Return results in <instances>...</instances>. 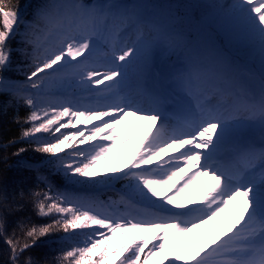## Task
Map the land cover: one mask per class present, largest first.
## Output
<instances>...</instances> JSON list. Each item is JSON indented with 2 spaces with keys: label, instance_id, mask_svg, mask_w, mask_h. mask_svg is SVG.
Returning <instances> with one entry per match:
<instances>
[{
  "label": "snow or ice",
  "instance_id": "1",
  "mask_svg": "<svg viewBox=\"0 0 264 264\" xmlns=\"http://www.w3.org/2000/svg\"><path fill=\"white\" fill-rule=\"evenodd\" d=\"M0 95L67 182L122 184L102 201L0 180V264H264V0H40L30 18L0 0ZM126 117L148 128L112 163ZM25 203L50 222H10Z\"/></svg>",
  "mask_w": 264,
  "mask_h": 264
},
{
  "label": "trees",
  "instance_id": "2",
  "mask_svg": "<svg viewBox=\"0 0 264 264\" xmlns=\"http://www.w3.org/2000/svg\"><path fill=\"white\" fill-rule=\"evenodd\" d=\"M40 2V0H19L21 11L23 15L30 18L31 12L34 7ZM15 47V44L13 45ZM19 57L14 56V61H18ZM11 79L23 82L24 76L22 73L15 71L6 73ZM9 99L6 95H0V106L3 105ZM23 117L28 109L23 105H20L17 109L15 106L8 107L7 112H0V180L6 183L9 189L23 187L25 190L28 188L37 186L39 184L37 180V171L48 178L51 184L61 191H68L75 195H80L81 188L93 189L87 186H75L70 185L65 178L54 171L51 165L47 164L48 157L33 151L34 145H31L25 141L19 140L21 133V125L14 122L13 116L17 112ZM27 127V125H24ZM45 135V134H43ZM17 139L16 144L8 145L10 140ZM3 145H8L6 148ZM24 147L27 149L20 156H13L12 153L17 148ZM7 156L5 161L3 157ZM24 164L32 165L33 167H25ZM121 186V184H119ZM43 187V185H39ZM75 187H78L76 189ZM75 189V190H74ZM103 195L101 193L97 196ZM92 195H89L91 197ZM17 218H25L35 224H45L50 222V218L38 216L31 203H25L24 209L16 216L10 217V222ZM63 233H53L46 237L41 238L37 246L32 250V253L37 258L52 259L63 246L62 241ZM6 251V245L0 240V258Z\"/></svg>",
  "mask_w": 264,
  "mask_h": 264
},
{
  "label": "rangeland",
  "instance_id": "3",
  "mask_svg": "<svg viewBox=\"0 0 264 264\" xmlns=\"http://www.w3.org/2000/svg\"><path fill=\"white\" fill-rule=\"evenodd\" d=\"M55 91V90H54ZM57 95L59 94L58 92L56 93ZM134 118V117H133ZM127 122H124V124ZM129 125H131L129 122L127 125H124L123 131L121 132V137L120 140L117 141V147L113 150V153L110 156V162L112 163H118L123 161L126 157L131 156L135 147L138 146L140 139L142 138L143 134L140 133L136 134L134 131L131 132H125L124 130L129 128ZM90 127V126H89ZM131 129H133V126H131ZM62 131H65L62 129ZM74 131V129H72ZM47 134H45L46 136ZM123 140H129L131 143L125 144L122 141ZM81 148L87 147V145H81ZM69 183V182H68ZM211 181H208L207 178H202V180L198 181L196 185L193 186L192 189H190V193L193 195L198 194L199 192H202L205 188L211 185ZM70 185H75V186H87L91 187L94 186L92 184H71ZM121 183H117L113 187H106V186H101V185H96L94 187H91L93 189H103V192H117L118 187H122L119 185ZM88 192V191H87ZM118 193V192H117ZM115 199V196L114 198Z\"/></svg>",
  "mask_w": 264,
  "mask_h": 264
},
{
  "label": "bare ground",
  "instance_id": "4",
  "mask_svg": "<svg viewBox=\"0 0 264 264\" xmlns=\"http://www.w3.org/2000/svg\"><path fill=\"white\" fill-rule=\"evenodd\" d=\"M125 122H129L131 125H129V128L124 130L126 133L127 132H131L134 131L136 134H144L145 131H147L148 128V124L147 122L144 121H138L133 117H126L125 118ZM127 123H125L124 125H127ZM131 126H133V129H131ZM202 180V178H201Z\"/></svg>",
  "mask_w": 264,
  "mask_h": 264
}]
</instances>
